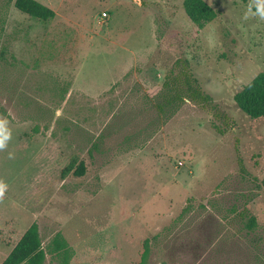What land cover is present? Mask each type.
<instances>
[{
  "label": "rangeland",
  "instance_id": "obj_1",
  "mask_svg": "<svg viewBox=\"0 0 264 264\" xmlns=\"http://www.w3.org/2000/svg\"><path fill=\"white\" fill-rule=\"evenodd\" d=\"M39 1L54 18L0 0V264L33 222L68 264H141L146 240L145 264H264V120L234 100L264 71L260 0H206L203 27L184 0ZM179 58L213 103L167 115Z\"/></svg>",
  "mask_w": 264,
  "mask_h": 264
},
{
  "label": "trees",
  "instance_id": "obj_2",
  "mask_svg": "<svg viewBox=\"0 0 264 264\" xmlns=\"http://www.w3.org/2000/svg\"><path fill=\"white\" fill-rule=\"evenodd\" d=\"M14 4L16 8L31 17L47 21L55 17L56 12L50 6L39 0H6ZM183 7L189 19L196 25L203 27L217 17V11L206 0H184ZM175 66L178 73L166 76L164 86L165 91L158 108L162 113L169 111L174 114L183 103L190 101L200 106L212 105L213 98L201 86L199 79L194 74L188 58H179ZM234 100L238 107L253 119L264 120V71L259 72L248 83L244 84L234 95ZM215 128L223 133L219 126ZM239 151V149L237 148ZM238 162L241 171L245 166L242 157L239 155ZM72 166L64 169L63 174L71 171ZM86 165L83 161L76 167L74 173L78 176L84 175ZM245 226L254 229L257 225V217L250 214L248 209L241 212ZM149 240L145 241V250L142 255L141 264H145L149 255ZM47 251L60 257L62 264H68L71 257L70 246L65 237L58 233L49 244L48 250L44 247L40 235L39 225L33 222L23 233L10 253L1 264H43Z\"/></svg>",
  "mask_w": 264,
  "mask_h": 264
},
{
  "label": "clouds",
  "instance_id": "obj_3",
  "mask_svg": "<svg viewBox=\"0 0 264 264\" xmlns=\"http://www.w3.org/2000/svg\"><path fill=\"white\" fill-rule=\"evenodd\" d=\"M257 9L259 10V14L262 18H264V0H260V3L257 5ZM7 120L0 119V148L6 146V142L9 139V132L7 130ZM7 185L0 183V196H3L4 191Z\"/></svg>",
  "mask_w": 264,
  "mask_h": 264
},
{
  "label": "built area",
  "instance_id": "obj_4",
  "mask_svg": "<svg viewBox=\"0 0 264 264\" xmlns=\"http://www.w3.org/2000/svg\"><path fill=\"white\" fill-rule=\"evenodd\" d=\"M103 17H104V18L107 17V12H104V13H103Z\"/></svg>",
  "mask_w": 264,
  "mask_h": 264
}]
</instances>
